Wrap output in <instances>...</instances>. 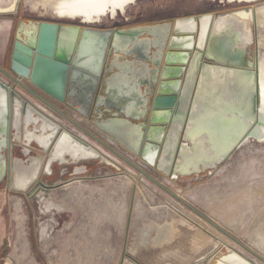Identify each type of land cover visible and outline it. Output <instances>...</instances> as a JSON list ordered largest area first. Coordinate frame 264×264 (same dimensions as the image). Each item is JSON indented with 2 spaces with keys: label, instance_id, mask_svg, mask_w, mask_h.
I'll list each match as a JSON object with an SVG mask.
<instances>
[{
  "label": "water",
  "instance_id": "water-1",
  "mask_svg": "<svg viewBox=\"0 0 264 264\" xmlns=\"http://www.w3.org/2000/svg\"><path fill=\"white\" fill-rule=\"evenodd\" d=\"M214 16L115 28L65 18L20 21L12 70L24 82L12 77L10 88L0 80V181L25 192L42 172L52 175L55 163L99 159L119 169L94 143L63 128L55 113L78 125L72 116L81 117L93 142L145 175L126 155L171 179L213 169L250 138L264 139L257 44L245 63L209 57ZM106 61L110 76L100 88ZM64 142L83 153L72 154ZM20 168L32 171L23 187L16 185ZM86 170L76 166V173ZM216 264L252 263L232 252Z\"/></svg>",
  "mask_w": 264,
  "mask_h": 264
},
{
  "label": "rangeland",
  "instance_id": "rangeland-1",
  "mask_svg": "<svg viewBox=\"0 0 264 264\" xmlns=\"http://www.w3.org/2000/svg\"><path fill=\"white\" fill-rule=\"evenodd\" d=\"M39 2L0 0V39H10L13 23L61 19ZM232 8L210 0H139L125 16L94 25ZM100 149L119 169L99 159L55 163L52 175L42 172L25 192L0 181V264H216L232 252L264 264V139L252 137L217 167L176 179L136 158L149 177ZM76 166L87 170L76 173Z\"/></svg>",
  "mask_w": 264,
  "mask_h": 264
},
{
  "label": "bare ground",
  "instance_id": "bare-ground-1",
  "mask_svg": "<svg viewBox=\"0 0 264 264\" xmlns=\"http://www.w3.org/2000/svg\"><path fill=\"white\" fill-rule=\"evenodd\" d=\"M39 6L60 17L87 16L88 21L96 15L104 13L110 6L118 5L121 0H39ZM264 0L230 2L234 8L218 13L213 19V29L207 55L214 59L231 60L233 57L246 62L256 53V44L260 52V42L264 43ZM262 3V4H260ZM254 4V6H252ZM260 4V5H258ZM258 5V6H257ZM44 14V13H43ZM207 20L203 19V27ZM95 24V23H88ZM259 28L263 33L259 39ZM262 46V45H261ZM262 50V49H261ZM260 82L264 88V53H258ZM62 126V125H61ZM66 129V128H65ZM75 134V133H74ZM28 137H31L28 135ZM82 137V136H81ZM39 142L44 143V136H35ZM85 138V137H84ZM67 143V142H66ZM65 142V149L74 155H81V149H70ZM99 148V147H98ZM21 169V168H20ZM32 170V169H31ZM22 168L16 180L18 187L26 185L21 178H29ZM28 180V179H27ZM46 232V231H45ZM258 264V263H257Z\"/></svg>",
  "mask_w": 264,
  "mask_h": 264
},
{
  "label": "flooded vegetation",
  "instance_id": "flooded-vegetation-1",
  "mask_svg": "<svg viewBox=\"0 0 264 264\" xmlns=\"http://www.w3.org/2000/svg\"><path fill=\"white\" fill-rule=\"evenodd\" d=\"M137 1H139V0H121L118 3V5L108 7V9L105 10L104 13H101L98 16L95 15L92 18V20H89V21H88V17L87 16H80V15H78V16H70V17H60V16L56 15L55 13H54V16H56L58 18H65V19H80V20L84 21L85 23H95V24H99V23H102L106 17H110L112 20H114V19H117V17H119V16H125L126 13L128 12V7L131 6V5H133V4H135ZM210 1L211 2L219 1V3H221V4L222 3H225L228 6H233V5L228 4L227 1H230V2H238V1H256V0H210ZM258 5H260V4H258ZM49 12H51V11H49ZM51 13L53 14V12H51ZM189 16H191V15H189ZM175 19H177V18H175ZM175 19H168V20L157 21V22L128 24V25H125V26H136V25H140V24H149V23H152V24L153 23H162V22H166V21H174ZM117 26H119V27H125L124 25L123 26L117 25ZM15 27H16V23H13V29L11 30V33H10V39L8 40L6 38V41H5L7 45H6L5 49H4L3 58L0 55V80L3 81L5 84H7L10 88H14L15 87V83H16L12 79V77H14L16 79V81H22V82H24V79L22 77L18 76L16 73H14V71L12 70V54H13V50L15 48V43H16ZM102 28H104V27H102ZM107 68H108V66H107V61H106L105 62V65H104V70H103V73H102V77L100 79V85H99L100 88L103 87L104 80L108 76H110V73H108ZM18 89L20 91H22V93H24V90L23 89H21V88H18ZM50 111H52V113H55L51 109H50ZM55 114L58 117L55 116V115L53 116V114H52V116L59 122L60 125H62L63 128H66L70 132L75 133V135H77L78 137H81L82 136L81 137L82 139H84L86 141H89L91 143H94L96 145V147H99L100 148V146H102V145H100V143H98L96 141L93 142L94 139L89 135V132H88L89 129H88V126H87L86 122L83 121L84 119H82L81 117H78L76 115L75 116H72V119H74L75 121H77V123H79L80 125L86 126L87 129H88V131L84 130L82 128V126L74 123L73 121L68 120L67 118L61 117L57 113H55ZM63 123H65L66 126L67 125L68 126H73L77 131L76 132H73L71 129L67 128ZM102 147H104V146H102ZM113 154L116 155L114 152H113ZM116 156L119 157L120 159H122L123 161H125L122 157H120L118 155H116ZM126 157H128V159H130V161H132V163L136 164V160L134 158L131 159L127 155H126ZM125 162L128 163L127 161H125ZM128 164L131 165V166H133L130 163H128ZM7 182H8V180H7Z\"/></svg>",
  "mask_w": 264,
  "mask_h": 264
},
{
  "label": "crops",
  "instance_id": "crops-1",
  "mask_svg": "<svg viewBox=\"0 0 264 264\" xmlns=\"http://www.w3.org/2000/svg\"><path fill=\"white\" fill-rule=\"evenodd\" d=\"M100 26H102L104 28H115L117 25H100ZM5 41H6V37H2V39H0V55L2 56V58H3V54H4V49H5V47H4ZM27 179L28 178H25V177L21 178L20 183L27 181Z\"/></svg>",
  "mask_w": 264,
  "mask_h": 264
},
{
  "label": "built area",
  "instance_id": "built-area-1",
  "mask_svg": "<svg viewBox=\"0 0 264 264\" xmlns=\"http://www.w3.org/2000/svg\"><path fill=\"white\" fill-rule=\"evenodd\" d=\"M65 126H66V124L65 123H63ZM67 128H70L71 127V130L73 131V132H76L77 130L73 127V126H66ZM120 159V158H119Z\"/></svg>",
  "mask_w": 264,
  "mask_h": 264
}]
</instances>
